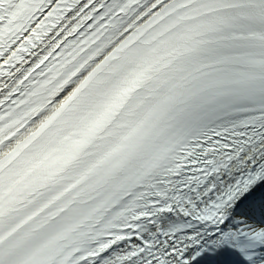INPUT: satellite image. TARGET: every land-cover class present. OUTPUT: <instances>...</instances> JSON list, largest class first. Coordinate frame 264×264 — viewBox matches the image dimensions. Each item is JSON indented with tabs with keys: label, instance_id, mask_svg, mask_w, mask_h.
Segmentation results:
<instances>
[{
	"label": "snow or ice",
	"instance_id": "1",
	"mask_svg": "<svg viewBox=\"0 0 264 264\" xmlns=\"http://www.w3.org/2000/svg\"><path fill=\"white\" fill-rule=\"evenodd\" d=\"M0 264H264V0H0Z\"/></svg>",
	"mask_w": 264,
	"mask_h": 264
}]
</instances>
